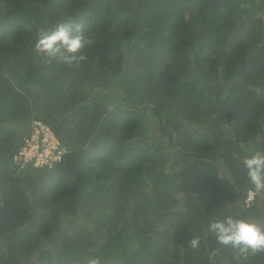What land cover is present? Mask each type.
<instances>
[{
    "label": "trees",
    "instance_id": "trees-1",
    "mask_svg": "<svg viewBox=\"0 0 264 264\" xmlns=\"http://www.w3.org/2000/svg\"><path fill=\"white\" fill-rule=\"evenodd\" d=\"M69 17L93 41L79 67L33 51ZM257 89L264 0H0V264H264L204 234L264 224L241 163L264 150ZM37 119L52 166L14 159Z\"/></svg>",
    "mask_w": 264,
    "mask_h": 264
},
{
    "label": "clouds",
    "instance_id": "clouds-1",
    "mask_svg": "<svg viewBox=\"0 0 264 264\" xmlns=\"http://www.w3.org/2000/svg\"><path fill=\"white\" fill-rule=\"evenodd\" d=\"M92 42L85 36L83 25L69 17L58 22L54 27H39L36 31L33 51L37 55L47 57L49 63L56 61L79 67L87 60L83 50ZM257 92L261 93L264 90L257 89ZM45 123L55 133L51 126ZM241 163L251 185L252 198L264 196V150L251 151L243 157ZM204 234H211L216 243L223 248L232 249L238 259L247 261L250 257L264 254V224L255 220L227 215L223 219L210 221ZM200 240V236H194L188 241L189 247L197 249ZM132 251H135V248ZM216 255L217 251L213 249L209 253V260L214 261ZM86 264H101V260L98 257L89 258Z\"/></svg>",
    "mask_w": 264,
    "mask_h": 264
},
{
    "label": "built area",
    "instance_id": "built-area-1",
    "mask_svg": "<svg viewBox=\"0 0 264 264\" xmlns=\"http://www.w3.org/2000/svg\"><path fill=\"white\" fill-rule=\"evenodd\" d=\"M66 148L61 139L42 120H34V129L29 135L24 136V142L14 153V159L22 165L31 161L34 165H53L54 161L61 160ZM251 192L247 202L252 200Z\"/></svg>",
    "mask_w": 264,
    "mask_h": 264
}]
</instances>
